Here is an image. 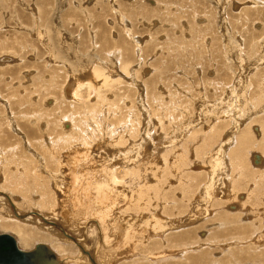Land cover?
Segmentation results:
<instances>
[{"label":"rangeland","instance_id":"rangeland-1","mask_svg":"<svg viewBox=\"0 0 264 264\" xmlns=\"http://www.w3.org/2000/svg\"><path fill=\"white\" fill-rule=\"evenodd\" d=\"M263 122L264 0H0V233L42 264L96 210L112 264H264Z\"/></svg>","mask_w":264,"mask_h":264},{"label":"bare ground","instance_id":"bare-ground-1","mask_svg":"<svg viewBox=\"0 0 264 264\" xmlns=\"http://www.w3.org/2000/svg\"><path fill=\"white\" fill-rule=\"evenodd\" d=\"M151 3V2H150ZM86 67V66H85ZM96 68V67H95ZM105 69V68H104ZM92 81V80H91ZM73 82L74 81H72V82H68V84H69V86L70 87H72L71 89H72V92H71V96H73V98L74 97H76L77 96V91L79 90V87H78V90L77 89H75L74 90V87H75V83L73 84ZM85 83H87V81L85 82ZM84 83V84H85ZM88 83H89V81H88ZM90 83H92V82H90ZM79 85V84H78ZM68 86V85H67ZM68 86V87H69ZM77 86V85H76ZM83 86V85H82ZM90 86V85H89ZM91 86H93V85H91ZM66 87V86H65ZM69 87V88H70ZM85 87V86H84ZM67 88V87H66ZM65 88V89H66ZM81 88V87H80ZM94 88V87H93ZM90 90V89H89ZM80 92V91H79ZM79 94V93H78ZM72 98V97H71ZM78 99V98H77ZM64 108V107H63ZM50 110V109H49ZM48 113H50V112H48ZM87 113V112H86ZM40 114V113H39ZM38 114V116H40ZM64 115V114H63ZM39 118V117H38ZM36 120V119H35ZM37 121H38V119H37ZM264 123V122H263ZM207 125V124H206ZM244 125V124H243ZM264 126V125H263ZM68 127V126H67ZM76 127V126H75ZM77 128V127H76ZM259 131V130H258ZM260 132V131H259ZM261 132H263V134H264V130L263 129H261ZM68 133V132H67ZM75 133V132H74ZM245 133H246V131H245ZM63 134V133H62ZM62 134H61V136H62ZM69 134V133H68ZM73 134V133H72ZM71 134V135H72ZM242 134H244V132H242ZM246 134H248V133H246ZM78 136V135H77ZM247 136V135H246ZM262 136V135H261ZM65 137H66V134H65ZM260 137V136H259ZM239 138V137H238ZM237 138V139H238ZM245 138V137H244ZM247 138H248V136H247ZM66 139V138H65ZM242 140V139H241ZM145 141V140H144ZM173 141V140H172ZM207 142V141H206ZM234 142V141H233ZM232 142V143H233ZM261 142H262V140H261ZM239 143H240V141H239ZM71 144V143H70ZM74 144V143H73ZM76 144V143H75ZM236 144V143H235ZM241 144V143H240ZM203 145V144H202ZM201 145V146H202ZM80 146V145H79ZM173 147V146H172ZM69 151H67L65 154H66V156L68 155V156H71V155H75V154H80V150L81 151H83V150H85L84 148H82V147H78V146H76V147H72V148H70V149H68ZM175 150V149H174ZM177 150H179V149H177ZM181 150V149H180ZM33 151V150H32ZM177 152V151H176ZM238 152V151H237ZM83 154V153H82ZM233 154H235V152L233 153ZM81 155V154H80ZM83 156V155H82ZM167 157V156H166ZM66 158V157H65ZM252 161L254 160V161H256V163H258L259 164V162L260 163H262V165L264 164L263 162H264V159H263V157L260 155V154H258V153H253L252 154ZM231 159V158H230ZM71 160V159H70ZM69 160V161H70ZM56 162V161H55ZM200 162V161H199ZM235 162V161H234ZM223 163V162H222ZM73 164V163H72ZM253 166H254V163L252 164ZM57 166V165H56ZM254 167H257V166H254ZM63 169V168H62ZM74 169V168H73ZM80 169H81V167H80ZM89 169V168H88ZM127 169V168H126ZM42 170V169H41ZM84 171H85V169H83ZM82 170V171H83ZM75 171V170H74ZM93 172V171H92ZM65 174V173H64ZM88 174V173H87ZM39 177V176H38ZM89 177V176H88ZM91 177H93V176H91ZM90 177V178H91ZM114 177V176H113ZM130 177V176H129ZM90 178H89V180H86L84 183L85 184H83V182H82V186H81V188L83 189V190H87V191H90L91 190V187L93 186V185H91V181H90ZM119 178V177H118ZM87 179V178H86ZM92 179V178H91ZM97 179V178H96ZM113 179V178H112ZM85 180V179H84ZM122 180V179H121ZM171 180V179H170ZM114 182H115V180H114ZM116 182H117V180H116ZM115 184H117V183H115ZM121 184H123V183H121ZM177 184V183H176ZM112 185V184H111ZM115 186V185H114ZM146 186V185H145ZM109 187H111V186H109ZM117 187V186H116ZM176 187V186H175ZM174 187V188H175ZM115 188V187H114ZM120 188V187H119ZM144 188V187H143ZM108 189H111V188H108ZM112 190V189H111ZM95 191H96V189H95ZM114 191V190H113ZM121 191H122V189H121ZM145 191V190H144ZM64 192V191H63ZM111 193H113L112 191H110ZM127 193V192H126ZM68 194V193H67ZM117 194V193H116ZM79 195V194H78ZM96 195H97V197H98V195H101V194H99L98 193V191H96ZM103 195V194H102ZM107 195L108 196H110L111 194L110 193H107V194H104V196H105V198L107 197ZM263 195V194H262ZM143 196V195H142ZM3 197H5L6 198V201H8L7 203H10V198L8 197V195L7 194H5V193H3ZM111 197V199L113 200V201H115L116 200V197H114V196H110ZM188 197V196H187ZM220 197H222V196H220ZM243 196H240L239 198L241 199ZM133 198V197H132ZM218 198H219V196H218ZM75 199H77V196H75ZM82 199V198H81ZM108 199V198H107ZM106 199V200H107ZM207 199V198H206ZM67 200V199H66ZM93 199H92V197H85V199H84V202L85 203H87V202H91ZM68 201V200H67ZM132 201V200H131ZM188 202V201H187ZM63 203V202H62ZM12 204V203H11ZM72 204H73V206H72V210H71V212H69L68 210H67V208H64V212L62 213V215L64 216H69V215H71V214H73V213H75V215L74 216H69V220L72 218V217H74L75 218V216H85V210H86V208L84 209V207L83 206H81V204H79V206L77 207L76 206V204H75V200H73L72 201ZM94 204L95 205H97L95 202H94ZM176 204V203H175ZM213 204V203H212ZM63 205V204H62ZM61 205V206H62ZM4 206H6L5 205V203H3V207ZM65 206V205H64ZM142 206V205H141ZM234 206V207H233ZM232 207V209H236L237 208V205H233ZM152 207V206H151ZM154 207H156V206H154ZM6 208V207H5ZM90 208V207H89ZM93 208H94V205H93ZM107 207H105V210H104V213L107 211ZM131 209H132V207H131ZM196 209V208H195ZM210 209V208H209ZM3 210V209H2ZM137 210V209H136ZM184 210V209H183ZM218 211V210H217ZM62 212V211H61ZM108 212V211H107ZM178 212V211H177ZM185 212V211H184ZM32 213H35V212H32ZM94 216H97V218H98V220H94V222H96L97 223V227H98V232H99V234H100V239L98 240L99 241V243L95 246V248L92 246V248L91 249H89L88 248V245H86L85 244V246L83 245V243H84V241L85 240H80V241H77V240H74L71 236H65L66 237V239H68V240H70V241H74L75 243V245H77L78 246V252H77V255L75 256V257H68L67 258V261H71V262H74V263H77V261H80L81 259H82V262L84 263V264H88V262H89V264H98L97 263V260L99 259V261H100V263L101 264H112V261L110 260V256L109 255H107V254H104L103 256H100L99 255V252H100V248H101V244H102V241H101V238H103V236L105 235L104 234V228L102 227V223H101V221H100V219L102 220V218H101V216H100V214H99V212H98V210H96V211H94ZM179 213V212H178ZM35 214H37V212L35 213ZM226 214V213H225ZM165 215V214H164ZM39 216V215H38ZM41 216V215H40ZM17 217H20V216H18L17 215ZM21 217H24V216H21ZM103 217V216H102ZM68 218V217H67ZM73 218V219H74ZM93 218V217H92ZM128 218V217H127ZM224 219V218H223ZM68 221V220H67ZM100 222V223H99ZM179 226V225H178ZM136 227V226H135ZM139 227V226H138ZM175 229H177V228H175ZM17 230V229H16ZM109 230V229H108ZM19 231V230H18ZM17 231V232H18ZM129 231V230H128ZM177 231V230H176ZM207 231V230H206ZM114 232V231H113ZM192 232V231H191ZM116 233V232H115ZM182 233V232H181ZM111 234H113V233H111ZM128 234H129V232H128ZM21 235V234H20ZM65 235V234H64ZM114 235V234H113ZM181 235V234H180ZM242 235H243V233H242ZM25 236V235H24ZM116 236V235H115ZM130 238H131V236H129ZM242 237V236H241ZM14 238V237H13ZM126 238V237H125ZM124 238V239H125ZM165 238V237H164ZM181 238V237H180ZM201 238V237H200ZM14 240H15V242H16V246H17V248L18 249H20L19 248V246L17 245V243H18V241H17V239H15L14 238ZM163 240V239H162ZM178 240H179V238H178ZM26 241V240H25ZM111 241V240H110ZM116 241V240H115ZM128 241V240H127ZM126 241V242H127ZM214 241V240H213ZM255 241V240H254ZM125 242V241H124ZM125 242V243H126ZM199 242V241H198ZM261 242V241H260ZM111 243V242H110ZM115 243V242H114ZM128 243V242H127ZM96 244V243H95ZM106 244H107V242H106ZM109 244V243H108ZM107 244V245H108ZM104 246V245H103ZM106 246V245H105ZM28 247V245L27 244H24V245H22V247L21 248H27ZM257 247V246H256ZM59 248V247H58ZM115 248V247H114ZM67 249V248H66ZM88 249L89 250H92L93 251V254H91V253H89L88 252ZM112 249V248H111ZM21 251H24V250H22V249H20ZM165 250V249H164ZM38 251H42L46 256H50L52 259H53V256H52V252H50L49 250H48V248H46V246L45 245H43V244H37L35 247H34V249H32V250H30V251H24V252H30L31 253V256H33V259H34V261H36V263L37 264H42L41 262H39V261H37V258L38 257H36V255H37V252ZM64 251V250H63ZM113 251V250H112ZM175 251V250H174ZM61 252V251H60ZM118 254V253H117ZM150 254V253H149ZM151 255V254H150ZM164 255L165 254H161V253H154L153 254V258H162V257H164ZM84 258H86V259H84ZM88 259V262L86 261ZM112 259V258H111ZM115 259V258H114ZM54 261V260H53ZM62 263V262H61ZM55 264V263H54ZM79 264V263H78Z\"/></svg>","mask_w":264,"mask_h":264},{"label":"water","instance_id":"water-1","mask_svg":"<svg viewBox=\"0 0 264 264\" xmlns=\"http://www.w3.org/2000/svg\"><path fill=\"white\" fill-rule=\"evenodd\" d=\"M0 264H37L30 252L17 248L10 234L0 233Z\"/></svg>","mask_w":264,"mask_h":264},{"label":"crops","instance_id":"crops-1","mask_svg":"<svg viewBox=\"0 0 264 264\" xmlns=\"http://www.w3.org/2000/svg\"><path fill=\"white\" fill-rule=\"evenodd\" d=\"M162 254V253H161Z\"/></svg>","mask_w":264,"mask_h":264}]
</instances>
